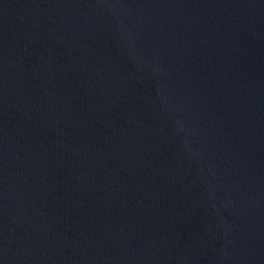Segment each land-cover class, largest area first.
I'll list each match as a JSON object with an SVG mask.
<instances>
[{
	"label": "water",
	"instance_id": "water-1",
	"mask_svg": "<svg viewBox=\"0 0 264 264\" xmlns=\"http://www.w3.org/2000/svg\"><path fill=\"white\" fill-rule=\"evenodd\" d=\"M0 264H264V0H0Z\"/></svg>",
	"mask_w": 264,
	"mask_h": 264
}]
</instances>
